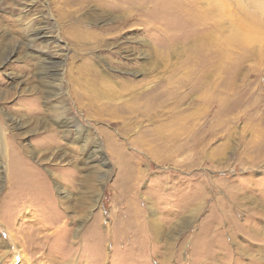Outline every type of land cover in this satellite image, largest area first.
<instances>
[{"label":"rangeland","instance_id":"1","mask_svg":"<svg viewBox=\"0 0 264 264\" xmlns=\"http://www.w3.org/2000/svg\"><path fill=\"white\" fill-rule=\"evenodd\" d=\"M207 2L0 0V264H264V66Z\"/></svg>","mask_w":264,"mask_h":264},{"label":"clouds","instance_id":"2","mask_svg":"<svg viewBox=\"0 0 264 264\" xmlns=\"http://www.w3.org/2000/svg\"><path fill=\"white\" fill-rule=\"evenodd\" d=\"M203 18L225 62L264 66V0H208Z\"/></svg>","mask_w":264,"mask_h":264},{"label":"bare ground","instance_id":"3","mask_svg":"<svg viewBox=\"0 0 264 264\" xmlns=\"http://www.w3.org/2000/svg\"><path fill=\"white\" fill-rule=\"evenodd\" d=\"M37 33V32H36ZM39 36H46V33L38 32V35L35 38H38ZM55 67V66H54Z\"/></svg>","mask_w":264,"mask_h":264}]
</instances>
